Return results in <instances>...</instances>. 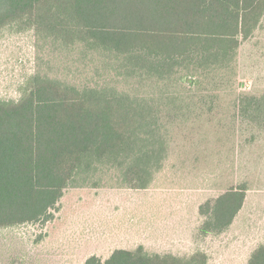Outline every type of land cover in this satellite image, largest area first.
<instances>
[{"label": "trees", "instance_id": "1", "mask_svg": "<svg viewBox=\"0 0 264 264\" xmlns=\"http://www.w3.org/2000/svg\"><path fill=\"white\" fill-rule=\"evenodd\" d=\"M263 18L264 0H0V32L31 29L44 45L103 57L105 69L126 79L185 71L180 77L192 83L231 68ZM253 101L263 119L264 96ZM157 106V98L109 82L81 86L40 70L19 100L0 99V228L52 221L65 191L96 181L106 167L119 169L129 187L146 188L167 151ZM246 192L232 187L204 204V232L224 231ZM207 261L204 252L161 255L141 245L83 264ZM248 264H264V244Z\"/></svg>", "mask_w": 264, "mask_h": 264}, {"label": "rangeland", "instance_id": "2", "mask_svg": "<svg viewBox=\"0 0 264 264\" xmlns=\"http://www.w3.org/2000/svg\"><path fill=\"white\" fill-rule=\"evenodd\" d=\"M103 60L44 45L31 29L1 30L0 99L19 100L39 70L81 86L109 82L157 98L167 151L146 188L129 187L119 169L106 167L97 183L68 188L52 221L0 228V264H83L141 245L161 255L204 252L207 264H248L264 244V118L256 119L253 101L264 96V18L231 68L192 83L180 70L167 80L126 79ZM242 185L246 199L232 223L204 232L201 207Z\"/></svg>", "mask_w": 264, "mask_h": 264}]
</instances>
